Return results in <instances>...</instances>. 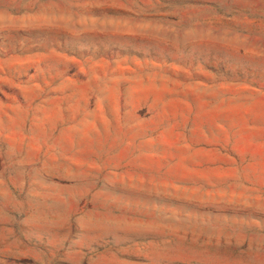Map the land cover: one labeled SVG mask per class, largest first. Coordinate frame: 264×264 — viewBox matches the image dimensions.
<instances>
[{
    "label": "rangeland",
    "instance_id": "obj_1",
    "mask_svg": "<svg viewBox=\"0 0 264 264\" xmlns=\"http://www.w3.org/2000/svg\"><path fill=\"white\" fill-rule=\"evenodd\" d=\"M0 264H264V0H0Z\"/></svg>",
    "mask_w": 264,
    "mask_h": 264
}]
</instances>
